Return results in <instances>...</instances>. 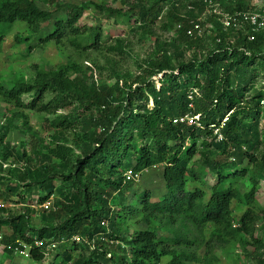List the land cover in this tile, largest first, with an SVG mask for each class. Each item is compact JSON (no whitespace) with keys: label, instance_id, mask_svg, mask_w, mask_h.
Instances as JSON below:
<instances>
[{"label":"trees","instance_id":"obj_1","mask_svg":"<svg viewBox=\"0 0 264 264\" xmlns=\"http://www.w3.org/2000/svg\"><path fill=\"white\" fill-rule=\"evenodd\" d=\"M73 1L0 0V54L7 36L22 25L28 37H16L18 44L44 28L40 47L53 44L65 59L51 70L32 65L29 79L0 84V264H12L15 241L32 246L36 264H44L45 247L54 243L53 264H160L164 258L167 264H219L230 250L240 264H264V208L255 198L264 180V90L255 88L258 71H264V33L248 40L245 32H224L209 16L214 31L208 50L202 38L184 34L198 18L190 15L205 9L202 0ZM233 1L231 9L232 0H225L224 10L249 9L247 0ZM88 10L115 25L134 19L132 34L153 42L156 50L139 65L142 76L123 80L127 48L112 43L99 22L82 23ZM154 27L176 39L159 41L149 31ZM185 48L192 59L177 63ZM159 74L157 87L150 78ZM186 115L198 116V125L173 122ZM32 118L39 121L37 131ZM20 126L30 138L28 152L7 141ZM211 126L220 129L221 141ZM46 132L47 143L40 136ZM155 166H163L161 200L153 202L143 191L126 205L133 181L125 173ZM245 181L249 189L242 193ZM192 183L201 188H190ZM49 200V210L40 208ZM234 202L245 208L240 217ZM34 216L39 229L32 226ZM137 225L144 229L127 237L128 227ZM99 234L111 246L97 242L90 250L74 241ZM34 238L43 241L42 249L34 247Z\"/></svg>","mask_w":264,"mask_h":264},{"label":"rangeland","instance_id":"obj_2","mask_svg":"<svg viewBox=\"0 0 264 264\" xmlns=\"http://www.w3.org/2000/svg\"><path fill=\"white\" fill-rule=\"evenodd\" d=\"M92 1L95 2L97 0H74L73 2L79 4L80 2H88ZM143 3L151 2L152 0H140ZM248 1V0H247ZM133 1H130V3ZM234 1L232 0L233 7ZM111 4L115 7H121L119 3H114L111 1ZM197 13V14H196ZM205 14V15H204ZM193 17L198 16V18H201L204 20L205 24H209L207 21V18L210 16L209 14L205 13L203 10L202 13L199 11V9H196L195 13L190 15ZM200 16V17H199ZM197 18V19H198ZM196 19V20H197ZM86 21H90L91 23L99 22L101 26L103 27L104 32L111 37V42L113 43L115 40H119L123 42V44L127 48V57L122 59L121 66H122V72L124 73L123 80L128 79L127 83H131L134 81L136 77H140V69L139 65L143 64L142 62L146 60L148 57H150L153 52L156 50L155 46L152 41L148 40L145 42H140L139 37L132 34V31H135L134 25V19H132L128 24H113L112 21L105 20L102 17L97 16L93 11L88 10L84 14V19L82 23H85ZM205 32L202 34V45L205 46L208 50L211 49V44L208 38V30L207 27L204 25ZM44 31L43 28L42 32L39 35H36L34 37H31L30 41L18 44V40H16V37L19 38H27L28 34L25 30V28L22 25H17L14 27V29L11 31V33L7 36L5 43L3 44V51L0 54V84L6 85L8 82L17 79L19 77H25L29 79L31 77L30 73V66L32 65H38L41 66L43 69L51 70L55 69L57 66L63 64L65 62V59L57 52L53 44H49L44 47H40L39 40L40 38L44 37ZM152 36L156 39H158L161 42H172L174 39H176V34H167V33H161L157 27H154L152 29H149ZM110 42V43H111ZM31 46V50L28 51L27 46ZM179 49H182V43H179ZM184 49V48H183ZM186 49V48H185ZM207 50L200 53V59L202 60L206 55ZM183 54V51H181ZM193 57V52L186 51L184 52V55L181 60L178 62H189ZM176 63V62H175ZM259 66V62H257L256 65ZM177 74V73H176ZM140 75V76H139ZM163 74H159L157 77H151L150 81H152L157 87L160 85V79L162 78ZM144 77L147 75H143ZM115 83L114 80H107L106 84L108 86H112ZM122 83V80L119 82ZM255 88L256 89H263L264 90V71L259 70L258 76L255 77ZM251 94L246 95V97L249 98ZM25 100V99H24ZM149 107H152V102L149 101ZM5 112V105L0 103V119L3 117V113ZM198 118V117H197ZM259 123H260V129L259 133L260 135L264 134V115H260L259 117ZM18 124V122H17ZM30 126L34 128L35 131L39 130V121L36 118H32L30 121ZM23 127H19L18 130L13 131L10 133L7 137V141L10 143L11 146L14 147V149H17L20 151L22 148V145L26 146V151L28 152L30 149V138L24 132ZM44 140L45 143L48 141L47 132L45 134L40 135ZM201 141L198 142V146L200 145ZM78 154V153H77ZM20 166V165H19ZM162 171L163 166H155L153 168H150L144 172H141L138 175V178L130 177L128 174V171L125 173L126 179H130L133 181V187L130 190L129 193L125 195L126 198V205L130 204L132 201L136 199V195L143 191H148L151 196V200L153 202H158L161 200L162 196L165 194V184L162 178ZM214 183V179L212 178L211 184ZM198 187L201 188L199 184L192 183L190 185V188ZM206 192H209L208 188H204ZM249 189V186L247 182L245 181L243 183V189L244 190ZM209 194V193H208ZM255 198L258 202V204L264 208V180L260 183V190L256 193ZM17 200V199H16ZM36 198L34 199V203L36 202ZM50 200L47 202V204H50ZM2 203V202H1ZM34 206V205H33ZM9 207L14 208L12 204H9ZM21 206H16L15 208L20 209ZM35 210H38V208L33 207ZM233 208L236 209L234 212L235 217H240L242 215V212L245 208L239 206V204L233 203ZM243 209V210H242ZM39 211V210H38ZM32 226L34 228L39 229L41 226L39 224L38 216H34L32 218ZM144 227L142 225L137 226H130L127 229V237L131 236L132 232L134 230H142ZM2 232L4 234H8V229H3ZM209 231L207 232L208 235ZM159 236L165 237L167 236L164 233H159ZM99 243H106L107 246H111V242L106 240L105 238H101L100 236L95 235L91 242L93 244L95 242ZM105 244V245H106ZM83 245H86L83 243ZM87 246V245H86ZM90 250H93V246H90ZM57 251L51 253H45L44 255V264H53L54 256L56 255ZM201 252H199L200 254ZM3 254L2 246L0 245V256ZM109 258L110 255H107ZM169 261V258H164L161 260L160 264H167ZM12 264H36V262L33 260L31 255L27 256H14ZM219 264H240V262L236 259L235 250H230L228 252L222 253L219 258Z\"/></svg>","mask_w":264,"mask_h":264},{"label":"built area","instance_id":"obj_3","mask_svg":"<svg viewBox=\"0 0 264 264\" xmlns=\"http://www.w3.org/2000/svg\"><path fill=\"white\" fill-rule=\"evenodd\" d=\"M249 2V9L247 10H234V11H226L223 8V4L225 0H202V4L204 5L205 13L209 14L210 16L217 17V20L224 32L229 31H241L245 32L248 35V40H252L254 34L263 32L264 33V0H248ZM192 7H190L191 9ZM205 15V14H204ZM204 25L207 27L208 33L211 34L214 31V26L212 23L204 24V20L198 18L195 21H190V27L185 30L184 34L186 37L196 40L202 37V34L205 32ZM182 24L179 23L176 27V30H181ZM260 106L264 109V100L260 102ZM198 118L195 116L186 115L184 117H180L179 119L174 120L173 122H179L181 124H186L187 126H197ZM225 121V120H224ZM213 127V126H212ZM214 135H217V139L221 141V135L219 134V130H214ZM130 177L138 178L137 174L128 171ZM51 203V202H50ZM0 206L2 203L0 201ZM44 210H49L50 204L48 205L47 202L40 206ZM105 223H101L103 226ZM105 226V225H104ZM101 238L103 235H97ZM106 239V238H105ZM2 236L0 234V245L2 246V251L4 246L1 244ZM107 240V239H106ZM74 241L77 244L85 243L87 246H93V250L97 242L93 244L91 241H86L82 238L75 237ZM57 244H52L50 246L45 247L47 253L49 251L54 252V249L57 247ZM34 247L37 249H42L43 241L37 240L34 238ZM9 248V246H8ZM13 249L14 256H27L29 255V251L32 249V246L25 244L21 241H15L14 244L10 247ZM91 248V247H90ZM70 264V263H68Z\"/></svg>","mask_w":264,"mask_h":264},{"label":"clouds","instance_id":"obj_4","mask_svg":"<svg viewBox=\"0 0 264 264\" xmlns=\"http://www.w3.org/2000/svg\"><path fill=\"white\" fill-rule=\"evenodd\" d=\"M263 110H264V109H263ZM193 117H195V116H193ZM196 117H198V116H196ZM224 120L226 121V119H224ZM224 120L222 121L220 128H221L222 125L224 124V122H225ZM211 128L213 129V134H214V130H215V129H219V128H216V127H214V126H213V127L211 126ZM219 130H220V129H219ZM129 171H131L132 173H134L132 170H129ZM134 174L139 175L140 173H139V174H138V173H134ZM238 227H239V224L234 223L233 228H238ZM107 240H108V239H107ZM108 241H109V240H108ZM110 242H111V241H110ZM111 243H112V242H111ZM15 257H16V256H15ZM249 264H251V263H249Z\"/></svg>","mask_w":264,"mask_h":264},{"label":"crops","instance_id":"obj_5","mask_svg":"<svg viewBox=\"0 0 264 264\" xmlns=\"http://www.w3.org/2000/svg\"><path fill=\"white\" fill-rule=\"evenodd\" d=\"M234 7H235V4L233 5V7H231V9L234 8Z\"/></svg>","mask_w":264,"mask_h":264}]
</instances>
